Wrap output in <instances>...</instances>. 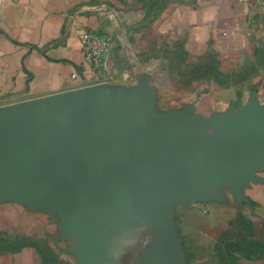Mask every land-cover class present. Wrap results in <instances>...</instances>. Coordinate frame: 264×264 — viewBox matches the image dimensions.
Here are the masks:
<instances>
[{"label": "crops", "instance_id": "crops-1", "mask_svg": "<svg viewBox=\"0 0 264 264\" xmlns=\"http://www.w3.org/2000/svg\"><path fill=\"white\" fill-rule=\"evenodd\" d=\"M88 31L112 41L106 84L147 81L155 116L191 106L197 133L220 137L252 99L264 111V0H0V108L105 84L84 59ZM253 175L242 200L221 187L208 201L173 202L187 264H223L218 244L226 233L224 264H264L263 250L234 246L238 235L264 239V165ZM86 178L90 200L81 207L105 239L101 261L139 264L157 233L135 214L115 216L91 163ZM0 237L20 243L0 252V264H84L79 233L40 207L0 200Z\"/></svg>", "mask_w": 264, "mask_h": 264}, {"label": "water", "instance_id": "water-1", "mask_svg": "<svg viewBox=\"0 0 264 264\" xmlns=\"http://www.w3.org/2000/svg\"><path fill=\"white\" fill-rule=\"evenodd\" d=\"M146 82L98 84L0 108V200L57 215L79 233L84 264H104L105 248L81 207L90 200L87 164L109 187L117 218L135 214L157 233L139 264H187L173 202L208 201L221 187L242 200L264 165V111L255 100L220 137H209L197 133L191 106L153 115L156 95Z\"/></svg>", "mask_w": 264, "mask_h": 264}, {"label": "built area", "instance_id": "built-area-1", "mask_svg": "<svg viewBox=\"0 0 264 264\" xmlns=\"http://www.w3.org/2000/svg\"><path fill=\"white\" fill-rule=\"evenodd\" d=\"M112 49L111 39L97 31H88L82 36V50L87 66L92 69L97 81L106 83L110 77L107 59ZM77 76L73 75L75 79Z\"/></svg>", "mask_w": 264, "mask_h": 264}, {"label": "trees", "instance_id": "trees-1", "mask_svg": "<svg viewBox=\"0 0 264 264\" xmlns=\"http://www.w3.org/2000/svg\"><path fill=\"white\" fill-rule=\"evenodd\" d=\"M228 234L232 235V233H228ZM226 237H227V233H226L225 236L222 237V239H221L222 242H220L218 244V245H220L218 247V254L222 258L223 264L226 261V254L224 253L225 252L224 245L226 244ZM237 237H238V241H237V244H235L234 246L238 250H241V249H243L245 247L246 248L245 250H247V249L252 250V252L254 254H258L262 250L264 251V239L261 240V241H257V240H255V241L254 240L247 241L242 235H238ZM226 246L227 245H225V247ZM18 247H16V248H18ZM231 247H232V245L229 246V248H231ZM16 248L11 249L10 251L15 250ZM226 248H228V247H226ZM6 250H9V249H5V250L3 249V251H6ZM234 261L236 262V259Z\"/></svg>", "mask_w": 264, "mask_h": 264}, {"label": "rangeland", "instance_id": "rangeland-1", "mask_svg": "<svg viewBox=\"0 0 264 264\" xmlns=\"http://www.w3.org/2000/svg\"><path fill=\"white\" fill-rule=\"evenodd\" d=\"M190 74H187V76L185 77V82L190 85L194 80L195 78L193 77H189ZM219 242H222V240ZM20 246V243L19 241L16 239V238H11V237H6V238H3V237H0V252L3 251V249H14L16 247ZM198 264H215L213 263V261L211 262H203V263H198ZM217 264V263H216Z\"/></svg>", "mask_w": 264, "mask_h": 264}]
</instances>
